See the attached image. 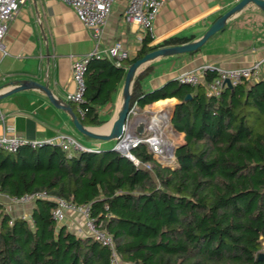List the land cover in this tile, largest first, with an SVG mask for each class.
<instances>
[{"label": "trees", "instance_id": "obj_1", "mask_svg": "<svg viewBox=\"0 0 264 264\" xmlns=\"http://www.w3.org/2000/svg\"><path fill=\"white\" fill-rule=\"evenodd\" d=\"M191 40L176 35L150 45L146 36L121 66L109 57L90 60L78 120L101 125L99 108L110 102L129 64ZM146 74L140 69L135 77L130 107L178 99L171 125L184 143L174 166L160 163L144 144L132 150L139 164L112 148L0 147L1 193L50 195L35 199L28 217L0 204V264H111L108 246L57 223L56 197L89 204L125 264H264V78L243 79L214 96L203 85L177 80L146 91Z\"/></svg>", "mask_w": 264, "mask_h": 264}, {"label": "crops", "instance_id": "obj_2", "mask_svg": "<svg viewBox=\"0 0 264 264\" xmlns=\"http://www.w3.org/2000/svg\"><path fill=\"white\" fill-rule=\"evenodd\" d=\"M237 1H167L154 20V36L150 45L176 35L193 37V40L201 37ZM126 5L127 0H116L113 3L110 15L102 27L100 41L96 43L93 31L79 19L72 6L61 0L25 2L10 21L4 49H0V92L14 87L18 80L36 81L46 85L56 104L40 87L5 96L0 100V136L12 127L15 134L29 140L42 141L44 145H56L47 143V140L51 141L59 134H69L79 142L85 140L86 147L100 150L114 147V140H101L86 135L87 139L85 134L78 131L71 113H79L78 105L70 101L68 95L76 89L72 72L76 57L89 55L95 49L105 53L110 45L118 41L128 50L130 57H134L141 49L146 37L145 31L137 23L125 20L123 13ZM263 54L264 11L251 3L232 16L225 28L214 34L197 51L161 56L142 65L140 69L147 70L142 81L143 88L146 91L162 88L176 80L178 74L208 63L225 68L250 66ZM125 74L126 69L110 102L99 108V115L104 122L86 127L101 134L110 132L123 101ZM257 77L264 78V66ZM177 102L178 99L172 97L140 108L146 115L158 110L170 113ZM67 105H70L71 111L66 108ZM177 133L184 142V134ZM0 204L15 216L26 217L30 216L34 205L33 202L11 203L5 196H0ZM64 224L77 234L87 233L85 218L79 212L67 210L65 220L59 225Z\"/></svg>", "mask_w": 264, "mask_h": 264}, {"label": "built area", "instance_id": "obj_3", "mask_svg": "<svg viewBox=\"0 0 264 264\" xmlns=\"http://www.w3.org/2000/svg\"><path fill=\"white\" fill-rule=\"evenodd\" d=\"M26 1L27 0H0V49H4V39L7 34L10 21L20 11ZM61 1L74 8L79 19L93 31V37L96 40V43H98L100 41L102 27L109 17L112 5L116 0ZM167 1L169 0H127V5L123 13L124 18L127 21L140 25L145 31V36L153 38L154 20ZM104 52L105 53H101L98 49H95L93 53L76 57L73 60L72 72L76 89L68 95V99L78 105V112L81 116L84 115V109L81 107V104L85 102V76L90 60L93 58L109 57L114 59L117 66H121L123 60L130 58V53L120 41L110 45ZM263 66L264 54L261 58L255 60L250 66L225 68L208 63L200 66L199 68L178 74L176 76V80L180 83L190 84L195 87L203 85L207 95L217 96L227 86L225 82L226 79H230L232 85L235 86L243 79H250L257 76ZM211 72H215L216 75L208 81L207 76ZM141 115L146 117L144 134H138L135 132V127L138 123L136 119ZM158 122L159 123L154 122V116L151 111L146 115V113L141 111L139 105L134 104L129 109V114L124 126V132L113 148L121 154L130 157L135 164H139V159L131 153V150L141 144H144L147 146L148 151L151 152L160 163L169 165L167 164L169 163L167 159L170 157L169 150H171V148H167L166 143H168V140L163 136V134L165 129L169 132H174L175 129L170 123V115L169 119L165 123L162 119H158ZM47 143L59 145L68 151L72 149L94 152L100 151V149L97 148L84 146L75 137L69 134H59L51 141L47 140ZM44 144L45 143L42 141L29 140L15 134L12 127H9L7 133L0 136V147L8 152H15L20 147L24 146L36 148L41 147ZM170 160L175 162V159L172 160L171 158ZM144 165L148 168L150 167L149 164ZM0 196H5L11 203L25 204L33 202L37 198L49 197L50 195L46 191H38L14 197L0 192ZM56 200L57 206L52 213L58 224L63 223L65 220L67 210L79 212L85 218L87 230L86 235L94 237L103 245L110 248L111 264H125L116 251L112 235L104 231L101 228V225L97 223L96 218L92 217L89 204L77 205L60 197H56Z\"/></svg>", "mask_w": 264, "mask_h": 264}, {"label": "water", "instance_id": "obj_4", "mask_svg": "<svg viewBox=\"0 0 264 264\" xmlns=\"http://www.w3.org/2000/svg\"><path fill=\"white\" fill-rule=\"evenodd\" d=\"M254 4L257 7H259L261 10L264 11V0H239L237 3L230 8L228 11H226L224 14L219 16L204 32V34L195 39L191 40L187 43L179 44V45H170V46H164L157 48L155 50H152L148 53H146L143 57L138 58L133 63L129 64L126 67V74H125V80H124V87H123V101L121 104V107L117 113L116 118L114 119L112 123V127L109 133L107 134H101L93 131L92 129L84 126L76 117V115L71 111L70 105H67L66 108L71 111L73 122L82 134H85L87 136H90L92 138L101 139V140H114L119 139L121 135L124 132V126L129 114L130 109V99H131V91L132 86L135 80V76L142 65L158 58L161 56H170V55H177L181 53L186 52H195L198 49H200L214 34L217 32L223 30L228 22V20L240 12L246 5L248 4ZM17 85L14 87H11L7 89L6 91L0 92V100L4 98L7 95H10L14 92H18L24 89L32 88V87H40L42 88L47 95H49L50 99L55 103L54 99L52 98L48 88L46 85H42L41 83H38L36 81H27V80H18ZM227 87L233 88L230 79L225 80ZM13 85V83H12ZM191 94L187 95V98H190ZM56 104V103H55ZM65 108V107H64ZM173 110L171 111V116L173 114ZM135 131L139 134L144 133V122H139L135 128ZM114 149V148H113ZM259 258H264V252L259 254Z\"/></svg>", "mask_w": 264, "mask_h": 264}, {"label": "rangeland", "instance_id": "obj_5", "mask_svg": "<svg viewBox=\"0 0 264 264\" xmlns=\"http://www.w3.org/2000/svg\"><path fill=\"white\" fill-rule=\"evenodd\" d=\"M155 109V108H154ZM170 116H171V111H170ZM165 132H164V134H163V136L168 140V143H171L172 144V147L171 146H169V147H171V150H169V152H170V157L167 159V160H170L171 158H172V160H174L175 159V155H176V150H177V148H179L184 142H183V140L182 139H179V137H180V135H177V132H169V131H167L166 129L164 130ZM84 136V135H83ZM84 137H86L87 138V136L85 135ZM88 139V138H87ZM117 139H114V146H115V144L117 143ZM112 142V143H113ZM80 143L81 144H83V145H85V146H87V144H85V140H80ZM113 149V148H112ZM169 162V161H168ZM172 164V165H174V161L173 162H171V160H170V162L169 163H167V164Z\"/></svg>", "mask_w": 264, "mask_h": 264}, {"label": "bare ground", "instance_id": "obj_6", "mask_svg": "<svg viewBox=\"0 0 264 264\" xmlns=\"http://www.w3.org/2000/svg\"><path fill=\"white\" fill-rule=\"evenodd\" d=\"M180 83V82H179ZM153 116H154V122L156 123H159L158 122V119H162L163 122L165 123L168 119H169V115L170 113H168L167 111L165 110H158V111H153ZM136 121L139 123V122H144V132H145V125H146V117L145 116H139ZM137 123V124H138ZM137 126V125H136ZM136 128V127H135ZM175 131V130H174ZM136 132V131H135ZM137 133V132H136ZM139 134V133H138ZM144 134V133H143ZM167 144V148L170 149L172 147V144L171 143H166ZM171 146V147H169ZM133 150V149H132ZM132 150H131V153H132ZM133 154V153H132ZM128 157V156H127ZM130 158V157H128ZM131 159V158H130ZM132 160V159H131ZM170 162V160H168ZM173 162V161H171ZM170 166H174L172 165L171 163L169 164Z\"/></svg>", "mask_w": 264, "mask_h": 264}, {"label": "clouds", "instance_id": "obj_7", "mask_svg": "<svg viewBox=\"0 0 264 264\" xmlns=\"http://www.w3.org/2000/svg\"><path fill=\"white\" fill-rule=\"evenodd\" d=\"M170 123H171V119H170Z\"/></svg>", "mask_w": 264, "mask_h": 264}]
</instances>
